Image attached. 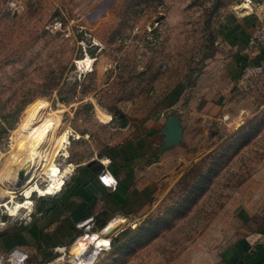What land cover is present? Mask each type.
I'll return each mask as SVG.
<instances>
[{"label":"rangeland","instance_id":"rangeland-1","mask_svg":"<svg viewBox=\"0 0 264 264\" xmlns=\"http://www.w3.org/2000/svg\"><path fill=\"white\" fill-rule=\"evenodd\" d=\"M237 3L245 4L0 0V173L7 156L9 162L22 156L28 131L54 114L58 123L49 144L55 162L61 149V168L94 157L120 127L141 121L172 85L193 81L201 59L215 50L219 14ZM241 121L235 113L213 121L196 154L174 165L169 189L153 195L138 218H125L111 234L115 243L92 264H217L235 235L239 207L264 201V108ZM10 165L14 173L21 167ZM12 179L0 176V204L7 208L0 205V219L13 213L6 202L11 195L23 202L25 194L16 189L22 181L15 174ZM70 244L62 264L76 259Z\"/></svg>","mask_w":264,"mask_h":264},{"label":"crops","instance_id":"crops-1","mask_svg":"<svg viewBox=\"0 0 264 264\" xmlns=\"http://www.w3.org/2000/svg\"><path fill=\"white\" fill-rule=\"evenodd\" d=\"M261 13L262 7L256 4L249 12L233 7L219 14L215 50L201 59L193 81L172 85L141 121L120 127L113 140L94 157L80 164L73 159L75 168L66 176L61 191L41 198L30 220L2 217L0 256L17 247L28 252V264H52L59 262L58 255L81 230H87L79 226L86 219L93 217L95 223L118 217L138 218L153 195L169 189L174 165L196 154L195 147L207 139L213 121L235 113L242 117L243 125L264 108V76L256 80L252 95L243 97L236 88L246 63L244 48ZM252 61H264V49ZM169 113L180 119L183 144L156 153ZM103 168L117 179L113 191L98 179ZM263 202L239 207L235 235L226 243L217 264H264Z\"/></svg>","mask_w":264,"mask_h":264},{"label":"bare ground","instance_id":"bare-ground-1","mask_svg":"<svg viewBox=\"0 0 264 264\" xmlns=\"http://www.w3.org/2000/svg\"><path fill=\"white\" fill-rule=\"evenodd\" d=\"M244 3L245 6L237 3L234 8L239 11L244 9L247 12L251 11V5L247 1H244ZM36 115H38L37 109L34 110L32 117ZM57 123L58 117L54 114L50 119L44 120L41 124L28 131L25 139L20 144V149L23 150L22 156L19 158L13 155L10 161L11 163L6 161L9 159V156H7L8 158L4 161V167L2 169L3 172L0 173L1 180H10L14 174L17 175L13 172L10 164L19 162V165L24 168L27 179L21 186L26 196L38 188L37 184L32 183L35 178V172H38L37 175L42 174L44 178L48 177L50 179L49 184L45 187V193H52L60 189L64 176L69 175L68 173L71 171V166L67 165L61 168L55 162L57 152L54 149H50L49 142ZM7 192L12 193V191ZM13 197L11 195V203L8 205L9 209L11 211L13 210V213L7 210L10 214H16L20 208L28 207V204H30V202L28 203V199L24 202H18L14 201ZM0 205L4 206V203L2 202ZM125 220L124 217L114 218L107 222L98 232L93 231L78 235L70 244L69 251L72 252L73 257H76L73 264H92L98 252L102 248L110 245L111 234ZM90 242L92 243V247L89 245ZM63 259V253L59 254L57 260L62 263ZM0 263L7 264V262L2 260H0Z\"/></svg>","mask_w":264,"mask_h":264},{"label":"built area","instance_id":"built-area-1","mask_svg":"<svg viewBox=\"0 0 264 264\" xmlns=\"http://www.w3.org/2000/svg\"><path fill=\"white\" fill-rule=\"evenodd\" d=\"M237 1H239V2L247 1L252 7L251 11L253 10L254 5H256L254 3V0H237ZM257 6L262 7V13L258 17V23L255 25L252 33L249 35L247 44L244 48V53L246 55V63L242 67L240 76H239V78L237 80V84H236V88H237L238 92L240 94H243L246 96H249L253 93L254 84H255L256 80H258L259 78L264 76V61H258V62L252 61L254 59V57L257 55V53L261 49H264V1L262 3H258ZM55 25L59 26L60 22L55 21ZM62 150L63 149H61L60 153H59V157H60L59 165L60 166H62L61 161L64 162V159L66 158V156L62 152ZM71 163L72 162H68V164H71ZM76 164H80L79 159H78V161H76ZM101 164L104 166L107 165V163H104L103 161L101 162ZM74 168H75V164L72 165L71 171L68 174L73 172ZM19 171H22V175H21V177H18L16 175L17 180L22 181V182L20 183V186L17 187L16 189L17 190L19 189V192H22L24 194V191L21 189V186L26 182L27 179L25 177L24 168L19 167L16 171V174ZM37 173L38 172L34 173L35 178H34L32 183L38 184L41 188L46 187L49 184L50 179L48 177L44 178V175H42V174L37 175ZM66 176H64V178H63V182H62L60 189L55 190L52 193H42L41 194L36 190H33L32 192H36L38 199H41L45 196L57 195L61 191V189L65 183ZM98 179L105 187L109 188L112 191L115 190L117 187V184H118L117 179L107 168H103L98 173ZM31 193L28 196L24 195V198L22 201L24 202L25 200L28 199L30 204H28V207L20 208V210L22 209L21 210L22 213L20 212V214L18 215V214H10L9 212H6V217H8L9 220H11V221L30 220L31 214L34 211L33 208L35 207L34 198L30 197ZM36 194L34 193L33 195H36ZM10 200L11 199H7L6 202L11 203ZM4 207L6 208L5 205H4ZM89 221L91 222V224L88 223ZM0 222L4 223L1 219H0ZM79 226L80 227L84 226L87 230H89L90 228H93V226H94L93 217H90V218L86 219L85 221L79 223ZM28 257H29V254L27 251L22 250V249L17 248V247H14L13 249H11L6 254L5 259L3 257H0V260L7 262V264H28V262H27ZM35 264H37V263H35Z\"/></svg>","mask_w":264,"mask_h":264},{"label":"water","instance_id":"water-1","mask_svg":"<svg viewBox=\"0 0 264 264\" xmlns=\"http://www.w3.org/2000/svg\"><path fill=\"white\" fill-rule=\"evenodd\" d=\"M161 134H162V143L161 145H159V147L156 148L155 150L156 153H160L163 150L170 149L177 145H182L183 127L181 125L180 119L176 117L173 113H169L164 120L163 126L161 128ZM21 175H22V171L17 172L18 177H21ZM52 264H62V263L55 262Z\"/></svg>","mask_w":264,"mask_h":264},{"label":"trees","instance_id":"trees-1","mask_svg":"<svg viewBox=\"0 0 264 264\" xmlns=\"http://www.w3.org/2000/svg\"><path fill=\"white\" fill-rule=\"evenodd\" d=\"M106 223H107L106 221H104V222H99V221H97V222L94 223V228H95V229H101ZM123 232H124V231H121L120 234H122ZM116 238H117V237H114V238L111 239L110 245L113 244V243H115Z\"/></svg>","mask_w":264,"mask_h":264}]
</instances>
